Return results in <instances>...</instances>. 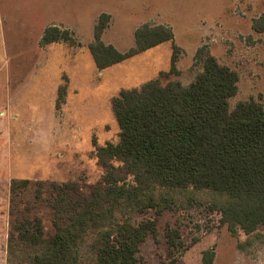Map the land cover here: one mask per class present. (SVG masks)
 <instances>
[{
  "label": "rangeland",
  "instance_id": "1",
  "mask_svg": "<svg viewBox=\"0 0 264 264\" xmlns=\"http://www.w3.org/2000/svg\"><path fill=\"white\" fill-rule=\"evenodd\" d=\"M145 3L152 6H143ZM110 5L118 13L103 35L112 37L119 50L134 45V28L139 22L169 25L174 29L173 42L99 69L85 39L93 38L98 11ZM90 6L92 13L86 11ZM75 9L72 21L81 30L74 44L59 42L43 49L30 46L37 57L42 54L44 58L38 63L34 54L30 60L21 46L29 72L37 74V84L43 83L48 100L43 95L42 102L28 103L25 111H12L11 125L2 123L8 110H0V264H17L14 253L20 225L33 227L43 236L51 232L55 215L52 201L70 180L79 184L86 198L102 187L103 169L96 150L119 141L112 100L120 90L139 88L157 77L163 83L180 80L187 85L202 69L196 53L204 47L239 74L231 107L241 100L264 97V31L252 27L253 20L264 13V0H107L106 4L105 0H81ZM49 19L45 18V23ZM71 33L74 37V31ZM173 43L179 51L176 69L171 72ZM18 65L12 60V67ZM62 85L66 94L59 103ZM23 181L26 188H14ZM142 217L155 219L157 234L141 245L137 264H168L166 228L176 225L188 247L175 264H203V253L208 249L215 252L212 264H264V226L250 234L241 229L232 233L220 222L219 213L208 212L203 206L150 209Z\"/></svg>",
  "mask_w": 264,
  "mask_h": 264
},
{
  "label": "trees",
  "instance_id": "2",
  "mask_svg": "<svg viewBox=\"0 0 264 264\" xmlns=\"http://www.w3.org/2000/svg\"><path fill=\"white\" fill-rule=\"evenodd\" d=\"M110 20L108 13L98 16L89 44L99 69L174 40L170 26L144 23L134 32V46L122 52L102 39ZM252 27L264 31V13ZM61 40L75 43L69 29L49 25L41 44ZM172 49L171 72L179 47L173 43ZM196 58L202 69L187 85L157 77L113 98L119 141L96 150L102 187L92 198L82 195L76 181L61 187L47 236L33 227L17 228V264H137L141 245L157 234L155 219L142 217L150 209L203 206L219 213L232 233L264 226V97L231 107L238 72L204 47ZM65 94L62 85L59 103ZM24 183L13 186L20 191ZM166 242L168 264H175L188 247L178 225L167 226ZM214 257L213 249L205 250L203 264Z\"/></svg>",
  "mask_w": 264,
  "mask_h": 264
},
{
  "label": "crops",
  "instance_id": "3",
  "mask_svg": "<svg viewBox=\"0 0 264 264\" xmlns=\"http://www.w3.org/2000/svg\"><path fill=\"white\" fill-rule=\"evenodd\" d=\"M77 1L81 0H0V110L2 108L8 110L7 117L4 116L6 121L3 118L2 122L5 125L12 124V111L19 110L21 113L22 110L25 111L28 108V103H40L42 102L41 99H44L43 97L45 96L46 98L44 100H48V93L43 88V83L37 84V74H35L34 71L29 72L27 56L22 53L21 46H24L27 53H29L30 60L34 59V61L38 63L43 62L44 60L42 54L37 57V52L31 50L29 47L31 46L32 48L35 45L41 46L43 49V46L45 45L41 44V38L47 26L57 25L60 28L74 31L75 38L78 34V31L81 30L80 27L75 26V23L72 21V14L74 13L73 11L76 10L75 8ZM106 3L107 0H105V4ZM143 6L152 5L145 3ZM108 7L109 8L105 7L104 9L98 11L99 14L108 13L111 15V22L107 28H109L115 22L114 15L118 13V9H116L115 6L110 5ZM86 11H89V13L94 12V10L91 9V6ZM45 18L50 19L45 23ZM142 24L139 22V25L134 28V32ZM102 39L105 43L115 46L114 42H112L114 41L112 37L109 36V38H104V35H102ZM93 40L94 33L91 40L85 39L86 43L88 44V48L89 44ZM59 42L67 41L61 40L49 43L47 45ZM163 43L157 46H160ZM157 46L152 48H156ZM32 54H34V58L32 57ZM12 60L18 62L19 65L12 67ZM72 60H74L73 56ZM80 69L84 71L83 67ZM56 78L58 83L60 77L57 76ZM29 94L32 96L30 99ZM36 95L38 96L35 97Z\"/></svg>",
  "mask_w": 264,
  "mask_h": 264
}]
</instances>
